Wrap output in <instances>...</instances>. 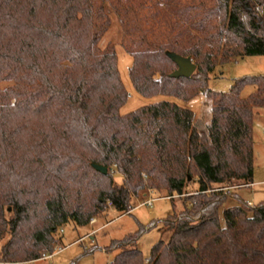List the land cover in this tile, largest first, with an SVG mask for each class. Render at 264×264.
<instances>
[{
  "label": "trees",
  "instance_id": "1",
  "mask_svg": "<svg viewBox=\"0 0 264 264\" xmlns=\"http://www.w3.org/2000/svg\"><path fill=\"white\" fill-rule=\"evenodd\" d=\"M106 2L138 94L212 100L208 144L192 109L175 101L119 113L128 92L115 51L99 47ZM253 55H264V0H0V261L36 260L62 226H86L110 206L129 213L143 189L183 195L195 180L180 209L171 201L168 237L148 258L137 241L155 220L115 240L108 264H264V200L249 206L229 191L253 183L264 76L238 77L222 92L208 82L216 65ZM177 58L196 70L178 75ZM247 86L254 91L242 97ZM209 113L207 101L206 125ZM231 197L237 204L225 206Z\"/></svg>",
  "mask_w": 264,
  "mask_h": 264
},
{
  "label": "rangeland",
  "instance_id": "2",
  "mask_svg": "<svg viewBox=\"0 0 264 264\" xmlns=\"http://www.w3.org/2000/svg\"><path fill=\"white\" fill-rule=\"evenodd\" d=\"M105 13L109 19V26L103 34L99 47H106L115 51L117 56V66L124 89L128 92V98L125 104L119 109L121 115L131 112L140 106L148 105L160 100L175 101L179 105L192 109L194 118L193 124L199 131L200 140L205 143L206 130L199 122L200 108L204 102H212L206 98L202 92H199L191 101H182L174 97L157 95L153 97H144L138 94L132 86L129 78V68L132 64V56L128 54L122 44V25L115 8H112L107 2L105 3ZM264 76V55L241 56L232 58L229 62L222 65H216V68L209 75V87L217 92L228 91L233 84L234 79L242 76ZM155 77H159L158 74ZM4 85V84H3ZM253 86H247L241 92L245 97L252 91ZM199 108V109H198ZM211 110V109H210ZM253 176L255 185L252 187L240 186L239 188L230 189L229 191L242 196L251 206L249 200L254 204L264 200V107L254 108L253 120ZM208 144V143H207ZM118 183L121 182V175L115 174ZM198 189L195 180L189 181L183 189L184 194L178 195L169 193L165 189L152 190L143 189L137 196L132 199L133 209L129 213L120 215L111 206L105 214L95 217L91 226H76L70 222L62 226L55 234L57 239L53 244L52 251H43L42 255H52L51 258L36 261L33 264H69L75 260V264H108L112 261L114 254L115 240H120L124 236L134 233L138 230L139 224L150 225L153 228L144 232L137 241L138 248L142 251L144 258H148L153 244L159 239L168 237L169 232L165 220L173 212L171 201L177 209L185 199V195L192 194ZM148 198L155 199L152 206L140 204ZM168 198V199H167ZM237 204L234 197H231L225 206ZM148 225V226H150ZM92 229V232H90ZM63 231V233H62ZM64 239L60 241V236ZM96 247L92 252L83 254L85 250ZM40 256V257H41Z\"/></svg>",
  "mask_w": 264,
  "mask_h": 264
},
{
  "label": "water",
  "instance_id": "3",
  "mask_svg": "<svg viewBox=\"0 0 264 264\" xmlns=\"http://www.w3.org/2000/svg\"><path fill=\"white\" fill-rule=\"evenodd\" d=\"M177 64L178 75L189 77L196 70L195 64L189 59L177 58ZM95 168L104 174L107 173V169L105 167L95 166Z\"/></svg>",
  "mask_w": 264,
  "mask_h": 264
},
{
  "label": "built area",
  "instance_id": "4",
  "mask_svg": "<svg viewBox=\"0 0 264 264\" xmlns=\"http://www.w3.org/2000/svg\"><path fill=\"white\" fill-rule=\"evenodd\" d=\"M111 173L113 174H118V172L116 170H114V168L111 170ZM143 176L145 177V175L143 174ZM168 199V198H167ZM155 199L153 198H148L147 200H145L144 202H142L140 204V206L142 205H146V206H152L153 202H154ZM108 205L110 206V203H108ZM95 219H92L91 222H93ZM52 255H42L40 258L36 259V260H31V261H24V262H3V261H0V264H33L34 262L36 261H40V260H44V259H47V258H51Z\"/></svg>",
  "mask_w": 264,
  "mask_h": 264
},
{
  "label": "crops",
  "instance_id": "5",
  "mask_svg": "<svg viewBox=\"0 0 264 264\" xmlns=\"http://www.w3.org/2000/svg\"><path fill=\"white\" fill-rule=\"evenodd\" d=\"M199 109V108H198ZM201 109V108H200ZM210 109H211V102H210ZM210 120H209V122H208V124L206 125V122H204L203 120H200L199 119V122H200V125H201V127L204 129V130H206V141H205V143H209L210 142V140H211V130H210V125H211V118H212V114H211V110H210ZM254 173V172H253ZM255 185V182H254V178H253V183L249 186V187H251L250 188V190L252 189V187ZM249 202L251 203V204H254L251 200H249ZM88 226H91L92 227V225L91 224H88ZM93 230H95V229H92L90 232H92ZM62 233H63V231H62ZM64 239V237H63V235H61L60 236V241H62Z\"/></svg>",
  "mask_w": 264,
  "mask_h": 264
}]
</instances>
